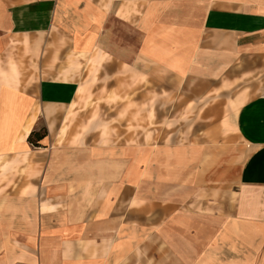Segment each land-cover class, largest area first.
I'll use <instances>...</instances> for the list:
<instances>
[{
	"label": "crops",
	"instance_id": "1",
	"mask_svg": "<svg viewBox=\"0 0 264 264\" xmlns=\"http://www.w3.org/2000/svg\"><path fill=\"white\" fill-rule=\"evenodd\" d=\"M92 54L238 105L203 141L74 156L52 108ZM1 168L0 264H264V0H0Z\"/></svg>",
	"mask_w": 264,
	"mask_h": 264
},
{
	"label": "rangeland",
	"instance_id": "2",
	"mask_svg": "<svg viewBox=\"0 0 264 264\" xmlns=\"http://www.w3.org/2000/svg\"><path fill=\"white\" fill-rule=\"evenodd\" d=\"M94 56L69 61L81 88L72 113L66 108H52V122L56 124L50 127V144L60 148L81 146L74 156L84 157L87 149L101 145L203 141L208 135L207 123L211 126L219 120L216 108L224 106L230 123L238 105L229 102L231 95L226 99L216 94L193 97L191 90L197 87L192 84H179L171 91L167 85H160V79L151 72L130 69L119 60H113L107 69V57L96 61ZM204 111L210 114L207 120L201 116ZM62 128L65 138L57 142ZM36 131L37 135L46 133L47 138L43 119ZM16 170L14 175H19ZM9 175L10 169L1 168L0 182H8Z\"/></svg>",
	"mask_w": 264,
	"mask_h": 264
},
{
	"label": "trees",
	"instance_id": "3",
	"mask_svg": "<svg viewBox=\"0 0 264 264\" xmlns=\"http://www.w3.org/2000/svg\"><path fill=\"white\" fill-rule=\"evenodd\" d=\"M35 137V142L33 141V138ZM46 137V133H43L42 135H37L35 133H30V135L27 138V141L34 147H39L38 142L43 140ZM34 142V143H33Z\"/></svg>",
	"mask_w": 264,
	"mask_h": 264
}]
</instances>
